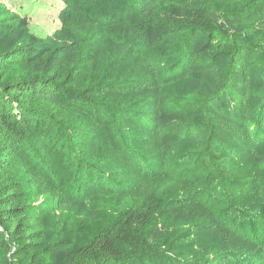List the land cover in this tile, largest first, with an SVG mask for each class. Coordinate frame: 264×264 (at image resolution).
<instances>
[{
    "label": "trees",
    "instance_id": "obj_1",
    "mask_svg": "<svg viewBox=\"0 0 264 264\" xmlns=\"http://www.w3.org/2000/svg\"><path fill=\"white\" fill-rule=\"evenodd\" d=\"M0 0V264H264V0Z\"/></svg>",
    "mask_w": 264,
    "mask_h": 264
},
{
    "label": "rangeland",
    "instance_id": "obj_2",
    "mask_svg": "<svg viewBox=\"0 0 264 264\" xmlns=\"http://www.w3.org/2000/svg\"><path fill=\"white\" fill-rule=\"evenodd\" d=\"M26 16L30 30L45 36L63 26L60 12L64 7L61 0H7Z\"/></svg>",
    "mask_w": 264,
    "mask_h": 264
}]
</instances>
